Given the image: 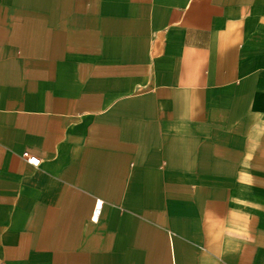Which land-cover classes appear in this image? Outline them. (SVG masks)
I'll return each mask as SVG.
<instances>
[{
	"label": "crops",
	"instance_id": "0c3cea01",
	"mask_svg": "<svg viewBox=\"0 0 264 264\" xmlns=\"http://www.w3.org/2000/svg\"><path fill=\"white\" fill-rule=\"evenodd\" d=\"M0 264H264V0H0Z\"/></svg>",
	"mask_w": 264,
	"mask_h": 264
},
{
	"label": "built area",
	"instance_id": "2783aa9c",
	"mask_svg": "<svg viewBox=\"0 0 264 264\" xmlns=\"http://www.w3.org/2000/svg\"><path fill=\"white\" fill-rule=\"evenodd\" d=\"M23 156L27 159V161L33 165V166H38L41 162V159L38 158L37 156H34V155H31L30 153L28 152H25L23 154ZM101 208H102V202L101 201H97L96 202V205H95V209H94V215L92 217V219L94 221H96L101 213Z\"/></svg>",
	"mask_w": 264,
	"mask_h": 264
}]
</instances>
